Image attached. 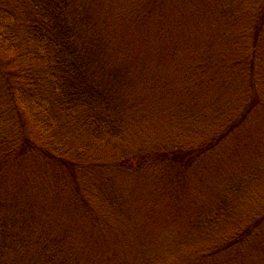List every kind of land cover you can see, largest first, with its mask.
<instances>
[{"label": "trees", "instance_id": "1", "mask_svg": "<svg viewBox=\"0 0 264 264\" xmlns=\"http://www.w3.org/2000/svg\"><path fill=\"white\" fill-rule=\"evenodd\" d=\"M264 0H0V264H264Z\"/></svg>", "mask_w": 264, "mask_h": 264}, {"label": "rangeland", "instance_id": "2", "mask_svg": "<svg viewBox=\"0 0 264 264\" xmlns=\"http://www.w3.org/2000/svg\"><path fill=\"white\" fill-rule=\"evenodd\" d=\"M259 134L262 136V139H264V122L259 125Z\"/></svg>", "mask_w": 264, "mask_h": 264}]
</instances>
